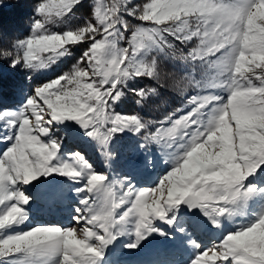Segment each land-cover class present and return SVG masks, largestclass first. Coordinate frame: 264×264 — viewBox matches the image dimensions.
<instances>
[{
    "label": "snow or ice",
    "instance_id": "1",
    "mask_svg": "<svg viewBox=\"0 0 264 264\" xmlns=\"http://www.w3.org/2000/svg\"><path fill=\"white\" fill-rule=\"evenodd\" d=\"M80 2L40 3L36 12L46 19L53 12L57 17L64 16ZM119 11L115 4L97 6L95 18L103 28V38L99 40L94 36L99 29L90 23L77 31L48 33L45 25L35 20L32 35L16 43L24 49L25 65L42 68L46 66L42 53H50V63L67 52V45L91 37L93 42L83 54L91 73L74 66L71 72L37 87L23 110L9 121L16 131L0 154V205L5 206L0 211V229L26 218L21 205L27 203V198L13 189L40 175L56 172L70 178L85 177V187L80 191L105 193V197L100 205L90 202V198L82 199L84 207L77 210L74 219L77 224L85 221L93 226L81 229L84 238H77L75 228L35 227L0 238V259L17 257V264H97L102 247L113 239V229L129 218H133L135 234L141 238L154 230V219L165 220L169 209L181 203L216 217L228 211L226 205L246 199L255 191L254 187H245L244 181L257 168L264 170V0H150L143 5L139 19L156 26L172 22L175 27L141 28L130 41L131 56L128 48H117V38L123 39L117 28L121 23ZM128 14L135 15V11ZM190 18L203 25V31L198 26L196 31L186 32ZM164 33L181 41L200 37L205 47L203 52L190 54L193 60L224 50L219 65L227 73V100L213 95L192 97L191 103L196 106L175 120L166 132L175 141L179 130L184 129L179 139L187 137L179 145L181 151L171 170L156 187L136 190L129 185L117 197L112 186L105 183L106 177L91 171L79 154H74L72 163H54L58 144L42 137L48 135L53 122L65 120L79 123L88 130V136L104 146L114 132L130 126L139 131L142 125L136 117L110 115L107 109L122 95L118 85L124 80L153 75L154 68L136 66L133 57L152 47L163 50ZM253 76L258 84L253 83ZM95 77H99L98 82ZM214 101L218 103L204 115L202 110ZM109 123L111 127L102 132ZM125 204L131 206L117 219L116 209ZM167 223L171 224L172 219ZM92 240L99 243L93 244ZM218 262L264 264V214L246 228L227 234L218 245L200 252L192 264Z\"/></svg>",
    "mask_w": 264,
    "mask_h": 264
},
{
    "label": "rangeland",
    "instance_id": "2",
    "mask_svg": "<svg viewBox=\"0 0 264 264\" xmlns=\"http://www.w3.org/2000/svg\"><path fill=\"white\" fill-rule=\"evenodd\" d=\"M46 2L56 4L59 0H38L36 8L40 3ZM146 2H150V0H81L79 4L89 8V16L87 19H83V26L74 30L71 29L73 25L70 24L71 20L69 22L70 12L59 17L55 16L53 12L50 19H46L45 16L36 13L38 16L37 20H40L45 25L48 33H63L69 30L77 31L90 23L99 29L94 34L95 39L99 40L103 38V28L96 21V8L97 6L111 7L115 4L120 10L117 15L121 20L117 28L123 37V39L117 38V48H128L129 56H131L133 45L130 41L133 34L138 33L141 28L175 27L172 22L156 26L152 22L140 20L139 16L142 14L143 5ZM222 2L229 3L230 0H222ZM129 11H135V15H129ZM198 26L203 31L204 26L198 25L194 18H190L189 26L185 31H196ZM31 35L32 28L26 38ZM163 35L166 39V43L161 45L163 50L172 46L175 42L186 47L187 45L191 46L188 51L191 60H193L191 53L203 52L205 47L201 44L200 37L181 41L168 33ZM92 42L93 40L89 37L83 42L76 43L79 45L78 47L84 48L83 52L79 53L78 67L84 68L89 73H91V68L83 54L88 50ZM163 50L152 47L142 50L133 57L136 66L147 65L154 68V73L151 77L134 76L118 85L122 95L115 103L110 102V106L107 109L110 115L136 117L138 119L135 114L125 115L121 111V107L124 101L135 97V95L141 96L142 92L135 89L133 85H138L141 79L150 80L153 78L156 69L155 54ZM13 51L16 59L19 58L21 64L27 67L33 76L38 74L46 76L52 73L56 69L59 59L63 56L48 63L47 57L50 53H42L41 58L45 61L46 66L32 68L23 62V48L15 43ZM223 52L224 50L222 49L221 52L215 55H204L202 59H195L201 61L204 67L195 79V92L188 96L186 102L175 114L164 118L159 127L153 129L150 133L145 131L144 124L138 119L142 125L139 131H135L130 126L122 131L114 132L109 138L107 145L104 146L95 138L88 136V130L75 121L53 122L49 125L48 135L42 137V139L46 142L55 141L58 144L57 159L54 163H63L65 161L72 163L74 154H79L83 161L90 166L91 171L103 174L106 177L105 183L112 186L117 197L122 196L129 185L136 190L156 187L159 180L173 167L175 156L181 151L179 145L187 140V137L184 138V141L179 139V136L183 135L184 129L179 130L175 141L169 138L166 132L167 129L173 126L175 120L191 112L196 106L191 103L192 97L213 95L224 98L225 102L227 100V73L222 72L219 65V59ZM33 62L38 63V61ZM256 71L259 72L260 70L257 69ZM60 76L62 75H57L42 82L30 91L18 92L16 100L13 102L6 103L5 100L0 98V154L10 145L11 138L16 131L15 128L9 125V121L23 110L27 99L35 94L37 87H41L43 84ZM95 79L97 82L99 81V77H95ZM252 79L253 83H259L254 76ZM107 87L105 86V88ZM216 103L218 101H214L212 105L202 110L204 115ZM27 115L34 122L31 113L28 112ZM203 118L204 116L202 115L201 119ZM110 127V123L106 124L101 131L105 132ZM192 127L193 129L195 128V126ZM4 137H9V139H4ZM122 140L127 141L124 149L126 153L120 160H115V156L110 153L109 147H114L117 143L121 144L120 141ZM50 174L58 179L48 180L47 176ZM50 174L40 175L28 184L18 183L15 185L13 190L22 192L27 198V203L21 205L26 218L18 224L0 229V238L35 227L55 226L62 229L75 228L77 238L82 239L84 238V233L81 229H91L93 227L85 221L77 224L74 217L78 215L77 210L84 207L81 203L82 199L90 198V202L94 201L95 205H100L103 203L105 193L90 194L80 191L85 187V177L70 178L56 172ZM244 184L245 187H254L255 191L246 199L239 200L232 205H226L225 207L228 208V211L220 216L209 217L203 209L189 207L187 204L181 203L169 209L165 220L154 219L152 222L154 230L145 232L141 238H137L134 220L129 218L125 223L113 229V239L102 247L101 256L97 259V264H192L200 252L218 245L227 234L246 228L254 223L261 214H264V170L257 168L255 172L246 178ZM130 206V204H125L117 208V219ZM4 207V205H0V211ZM167 219H172V223H167ZM93 230L101 235L103 234L99 229ZM91 243L97 244L99 242L92 240ZM131 245L135 246L132 247ZM17 260V257H8L0 259V264H17Z\"/></svg>",
    "mask_w": 264,
    "mask_h": 264
},
{
    "label": "trees",
    "instance_id": "3",
    "mask_svg": "<svg viewBox=\"0 0 264 264\" xmlns=\"http://www.w3.org/2000/svg\"><path fill=\"white\" fill-rule=\"evenodd\" d=\"M37 1L0 0V98L6 103L15 101L18 92L30 91L57 75L69 73L74 66H79V53L84 50L77 44L67 45V52L59 59L56 69L46 76L31 75L30 70L21 62L13 65L14 61H20L13 51L15 43L29 35L33 22L38 19L35 11ZM77 6L69 13L72 30L83 26V19L89 16L88 7L80 4ZM190 47L175 42L156 53L155 75L150 80L141 79L138 85H133L140 92L142 90L141 96L135 95L124 101L121 107L125 115L135 114L144 124L147 133L159 127L164 118L175 114L188 96L195 92V79L204 67L201 61L190 59ZM120 142L109 147L115 160H120L126 153L124 149L127 141Z\"/></svg>",
    "mask_w": 264,
    "mask_h": 264
},
{
    "label": "water",
    "instance_id": "4",
    "mask_svg": "<svg viewBox=\"0 0 264 264\" xmlns=\"http://www.w3.org/2000/svg\"><path fill=\"white\" fill-rule=\"evenodd\" d=\"M47 179L48 180H53V179H58V178H56L55 176L50 174V175L47 176Z\"/></svg>",
    "mask_w": 264,
    "mask_h": 264
}]
</instances>
